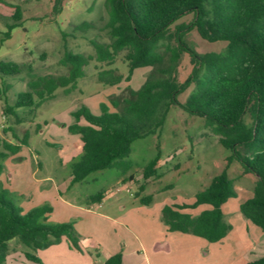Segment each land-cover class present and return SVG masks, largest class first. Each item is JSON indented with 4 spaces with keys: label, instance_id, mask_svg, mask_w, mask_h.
Here are the masks:
<instances>
[{
    "label": "trees",
    "instance_id": "trees-1",
    "mask_svg": "<svg viewBox=\"0 0 264 264\" xmlns=\"http://www.w3.org/2000/svg\"><path fill=\"white\" fill-rule=\"evenodd\" d=\"M32 1L40 0H25L28 4ZM63 1L55 0V11H61ZM106 5L109 13L106 29L111 42L91 40L95 55L66 50L60 63L68 67V74L41 76L34 72L31 63L0 61L3 92L11 88L5 76L26 72L28 77V90L20 92L14 104L6 100L4 116L15 117V124H21L24 120L19 118L18 109H37L51 101L59 88L70 93L77 88L79 79L85 77V67L92 61L111 67L126 51L128 76L117 69L104 68L98 72L99 82L118 86L123 81L129 82L137 69L150 68L151 72L139 89L128 87L121 95L111 97L109 103H101L100 115H94L86 105L71 112L73 120L68 130L79 135L82 143L81 154L72 162L71 184L97 171L117 168L126 173L132 166L126 159L130 157L133 142L158 133L171 107L178 105L187 113L203 118L220 135V144L231 151L230 163L236 161L245 173L257 176L253 196L242 200L240 211L264 231V0H106ZM0 8L14 12L9 17L12 22H6L8 31L4 41L22 21L24 9L7 0H0ZM190 14L194 20L178 26V49H168V54L159 51V43L166 39L171 27ZM93 28V23L84 22L73 30L84 33ZM193 30L207 41H226V50L198 53L184 39ZM67 36L64 32V40ZM182 53L189 54L192 71L184 82H179L176 71ZM191 87L187 100L180 102L179 96ZM7 131L17 143L0 139L3 148L0 161L17 155L30 141L28 133L20 138L13 127ZM157 164L158 157L145 166V180L160 178ZM2 173L0 163V177ZM228 174L225 171L216 175L205 190L195 195L193 203L166 205L162 219L168 231L191 233L212 243L223 240L232 229L225 220L223 205L238 195L235 181ZM144 190L142 185L139 192ZM9 195L0 179V264H6L10 258L13 240L29 249L24 256L35 263H41L38 251L59 244L64 237L82 252L74 225L48 224L51 207L24 213ZM103 197L104 194H98L94 202ZM152 200L150 195L140 202L149 205ZM202 205L210 208L198 215L189 212ZM106 264H123L122 254L113 255ZM248 264H264V258Z\"/></svg>",
    "mask_w": 264,
    "mask_h": 264
},
{
    "label": "rangeland",
    "instance_id": "rangeland-1",
    "mask_svg": "<svg viewBox=\"0 0 264 264\" xmlns=\"http://www.w3.org/2000/svg\"><path fill=\"white\" fill-rule=\"evenodd\" d=\"M7 1L20 4L24 13L20 24L11 31V37L2 41L8 31L6 22H12L9 17L14 12L0 8V61L31 63L37 75L62 76L68 74V67L60 63L66 50L95 55L91 40L111 42L106 29L109 22L106 0H64L60 12L54 10L55 0L29 4L25 0ZM192 20L190 14L173 25L166 39L159 43V51L168 54V49L177 50L178 26ZM84 22L93 23L95 28L84 33L73 30ZM64 32L68 35L65 40ZM184 39L204 55L224 52L228 45L226 41H207L196 30L188 32ZM125 54L126 51L122 52L111 67L92 61L85 67V77L79 79L77 88L70 93L59 88L53 100L37 109H18L19 118L24 120L18 125L15 117L4 116L3 111L6 100L14 104L17 95L28 90L27 74L5 76L6 84L11 86L6 92L2 91L0 78V139L17 143L11 132H5L13 127L20 138L28 133L30 140L18 155L0 161L3 187L24 213L49 206L52 213L47 215L48 224L74 225L82 249V252L77 251L65 239L64 244L67 242L70 250L62 244L48 252H38L41 263H35L24 256L29 249L13 240L6 264H105L121 240L120 250L126 255L123 264H233L240 254L225 240L212 243L191 233H170L163 222L165 205L193 203L195 195L222 172L229 173L235 187L253 189V177H256L254 174L244 176L238 162H229L231 151L220 144V135L208 127L203 118L187 113L178 105L171 107L158 133L133 142L130 157L126 159L132 166L126 173L117 168L107 169L71 184L73 159L82 152L78 146L79 136L70 133L67 127L73 120L71 112L86 105L98 116L101 103H109L111 97L121 95L128 87L139 89L151 72L150 68L137 69L129 82L123 81L118 86L99 82L98 72L104 68H114L128 76ZM191 71L190 56L182 53L176 79L184 82ZM191 90L192 87L179 96L180 102L187 100ZM0 150L3 151L2 146ZM157 157L160 178L145 180V166ZM142 185H145L143 193L139 192ZM100 193L104 194V199L93 205ZM137 193L141 196L136 197ZM150 195L152 202L141 204V198ZM241 198L239 193L224 204L227 222L229 206L234 207ZM206 209L200 206L192 210V214H201ZM203 243L213 245V252H208L209 247Z\"/></svg>",
    "mask_w": 264,
    "mask_h": 264
},
{
    "label": "crops",
    "instance_id": "crops-1",
    "mask_svg": "<svg viewBox=\"0 0 264 264\" xmlns=\"http://www.w3.org/2000/svg\"><path fill=\"white\" fill-rule=\"evenodd\" d=\"M54 98H55V96H54ZM78 146L80 149H82V143L80 141V137H79V145ZM11 157H14V156H11ZM242 172H243L244 176H248L250 174V173H245L244 170ZM3 177H4V174L1 175V179ZM253 178H254L253 183H254V187H255L258 179H257V176L253 177ZM236 190H237L238 194L239 193L242 194V198H241V200L239 199V201L237 202V204L234 207L229 206V222L228 223L232 226V229L229 232V234L221 241L225 240L226 242H229L228 243L229 246L234 247L236 250L238 249V252H240V254L237 255V259L234 260L233 264H248L250 261H253V260H256L259 258H264V231H262L256 225L255 226L258 227L260 231L258 229H255L254 227H251L250 224H253V223L251 221L247 220L243 216L242 212L240 211V204H241L242 200H244L247 197H252L253 193H254L253 192L254 188L253 189L246 188V187L240 185V186L236 187ZM143 192H141V193H143ZM103 199H104V197H103ZM232 199L233 198H231L230 200H232ZM93 205H97V202H93ZM167 205H170V204H167ZM202 206H206V208H208V209L210 208L208 205H202ZM163 208H162V210H163ZM223 208H224V205H223ZM189 212L192 213V210H189ZM223 212H224V209H223ZM235 222L237 224H235ZM236 227L239 228L238 232L236 231ZM166 229L168 231L167 226H166ZM168 232H170V231H168ZM171 233H174V232H171ZM179 233H181V232H179ZM184 234H186V233H184ZM196 237H198V236H196ZM198 238H201V237H198ZM65 239H67V238L64 237L59 244L53 245V246H51L45 250H40L38 252H40V253H43L44 251L48 252V250H52L53 248L64 244ZM201 239H204V238H201ZM204 240H206V239H204ZM121 241L118 242L113 254L114 255L119 254V253L122 254V260L124 261L126 259V255L124 253V250L123 251H122V249L120 250V247H121L120 242ZM67 242L70 243L68 239H67ZM67 242H65L64 246H66L65 248H68L70 250L71 247H69V245H67ZM70 245H71V243H70ZM204 246H207V245L204 244ZM212 246L213 245L207 246V247H209L208 249H210V250H208V252H210V253L213 252ZM110 257H112V256H110ZM106 261L104 262L105 264H106Z\"/></svg>",
    "mask_w": 264,
    "mask_h": 264
}]
</instances>
